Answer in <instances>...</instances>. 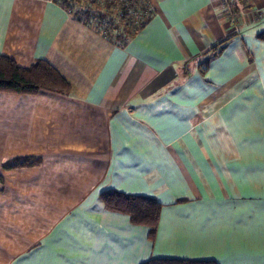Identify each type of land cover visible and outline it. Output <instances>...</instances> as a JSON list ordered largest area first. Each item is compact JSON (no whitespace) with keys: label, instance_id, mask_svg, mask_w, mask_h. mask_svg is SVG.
Instances as JSON below:
<instances>
[{"label":"crops","instance_id":"0c3cea01","mask_svg":"<svg viewBox=\"0 0 264 264\" xmlns=\"http://www.w3.org/2000/svg\"><path fill=\"white\" fill-rule=\"evenodd\" d=\"M147 1L119 43L59 0H0V54L70 85L0 90V264H264V0ZM107 191L153 198L154 226Z\"/></svg>","mask_w":264,"mask_h":264},{"label":"trees","instance_id":"16d2710c","mask_svg":"<svg viewBox=\"0 0 264 264\" xmlns=\"http://www.w3.org/2000/svg\"><path fill=\"white\" fill-rule=\"evenodd\" d=\"M69 11L80 16L84 20L90 19L91 6L99 5L98 0H88L84 5L75 6L76 0H59ZM123 9V5H121ZM88 13L85 17L83 12ZM140 19L139 24L124 27L125 36L104 35L115 42H125L139 31L150 19ZM50 89L60 92H68L70 85L65 77L52 64L44 59H37L27 67L19 66L12 58L0 54V90H10L16 92H36L38 89ZM40 162L37 156H27L14 158L5 163L6 167H17L26 165H36ZM1 180V178H0ZM102 200L106 207L113 210L124 211L130 214L134 222L146 223L153 227L157 221L159 203L153 198L136 197L118 191H107L102 194ZM152 232V230H151ZM141 264H217L210 259H165L154 258L142 262Z\"/></svg>","mask_w":264,"mask_h":264},{"label":"built area","instance_id":"2783aa9c","mask_svg":"<svg viewBox=\"0 0 264 264\" xmlns=\"http://www.w3.org/2000/svg\"><path fill=\"white\" fill-rule=\"evenodd\" d=\"M100 14L95 16L91 8L89 22L98 26L104 35L125 36V26L139 24L140 19L152 15L153 10L147 0H98ZM225 9H230L227 0H220ZM123 5V9L121 8ZM91 6V5H90ZM83 16L88 13L82 11Z\"/></svg>","mask_w":264,"mask_h":264},{"label":"rangeland","instance_id":"374dc122","mask_svg":"<svg viewBox=\"0 0 264 264\" xmlns=\"http://www.w3.org/2000/svg\"><path fill=\"white\" fill-rule=\"evenodd\" d=\"M88 2V0H76V4H75V6L77 5V6H80V5H84V4H86ZM91 8L93 9V11H92V13L95 15V16H97V15H99L100 14V10H101V7H97V6H95V5H91Z\"/></svg>","mask_w":264,"mask_h":264}]
</instances>
